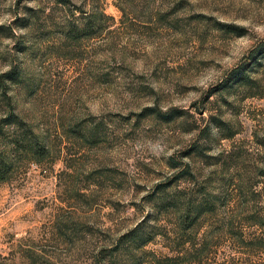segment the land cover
I'll list each match as a JSON object with an SVG mask.
<instances>
[{
	"label": "rangeland",
	"instance_id": "obj_1",
	"mask_svg": "<svg viewBox=\"0 0 264 264\" xmlns=\"http://www.w3.org/2000/svg\"><path fill=\"white\" fill-rule=\"evenodd\" d=\"M28 129L0 264H264V0H0V149Z\"/></svg>",
	"mask_w": 264,
	"mask_h": 264
},
{
	"label": "trees",
	"instance_id": "obj_2",
	"mask_svg": "<svg viewBox=\"0 0 264 264\" xmlns=\"http://www.w3.org/2000/svg\"><path fill=\"white\" fill-rule=\"evenodd\" d=\"M228 27V26H227ZM15 76L10 75V79H13ZM152 110V109H150ZM170 117H166L165 120H169ZM7 122L11 123L13 122V120H16V117L14 115H9V117L7 118ZM20 123V122H18ZM11 141L10 144L11 146L8 147V145H4L2 149H0V180H4L7 177V173L10 169L11 166V162L9 160L8 157V153L10 152L11 149L15 148H21V150L29 152V153H34V155H38L40 154V152L43 150V146L41 145L40 142H38L36 140V138L33 136L32 132L28 129L27 131L22 132L21 136L16 137V134L10 139ZM14 150V149H13ZM36 161H38V159H36ZM185 173H187L186 170L180 171L179 174L176 175L175 178H179L180 174L184 175ZM193 210V214L195 216L194 219H196L202 212V209L200 208V203H197V205H194V207L192 208ZM186 211L183 216H186ZM146 240L142 241L145 242ZM143 245V244H141Z\"/></svg>",
	"mask_w": 264,
	"mask_h": 264
}]
</instances>
